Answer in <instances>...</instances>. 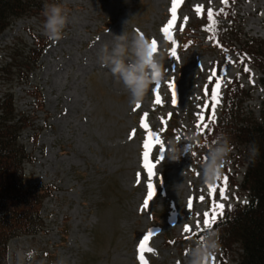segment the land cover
Segmentation results:
<instances>
[{"label":"rangeland","instance_id":"1","mask_svg":"<svg viewBox=\"0 0 264 264\" xmlns=\"http://www.w3.org/2000/svg\"><path fill=\"white\" fill-rule=\"evenodd\" d=\"M239 1L235 23L243 30V39L249 35L264 44V0ZM46 3L63 4L69 12V23L59 40L46 39L42 11L18 18L0 34V101L12 95L20 119L21 131L12 139L29 156L24 162V179L48 188L40 210L45 226L36 234H21L10 240L8 255L12 254V264L18 249L35 250L32 264H137L135 244L148 226L163 228L154 240L155 251L145 254L151 264H187L186 251L199 239H188L191 232L184 231L185 225L192 231L204 227L203 214L210 212L212 204L200 171L201 158L210 144L202 146L200 139L206 129L196 127L197 113L204 111L207 103L205 86L212 85L209 69L216 68L221 76L226 72L221 90L224 106L216 110L218 119L231 99L226 88L232 80L236 81L232 94L246 111L261 117L263 69L246 63L238 47L231 51L217 48L214 41H221L220 35L207 33V9L219 10L222 0H184L173 29L174 38L177 41L178 36L180 41L178 59L170 55L174 45L161 31L170 19L171 0ZM196 5L204 6L203 16L195 12ZM223 8L228 12L230 7ZM184 17H188L186 25ZM181 26L188 27L187 31L180 33ZM125 29L129 35L143 33L155 39L166 69L139 109L130 102L123 84L100 65L103 46L110 48L113 35L123 34ZM229 37L234 40L236 34L230 33ZM40 43L45 47L39 57L29 62L21 59L22 52L27 54ZM243 65L251 71L244 72ZM170 82L176 86L175 105ZM154 88L159 89L161 105L155 103ZM144 113L149 114L148 123L159 133L165 151L168 141L178 136L182 144L183 134L195 133L199 142L195 155L186 154L178 161H160V146L153 148L150 159L157 167L151 182L156 185V194L142 212L149 183L143 161L147 134L140 127ZM204 115L208 123L206 111ZM161 118L167 120L166 127ZM133 129L137 134L130 139ZM246 168L245 157L233 150L221 176L229 178V199L217 197L225 209L228 204H244L249 199V192L242 188ZM201 195L205 196L203 202L199 200ZM190 198L191 209L187 207ZM219 233L220 248L212 264H222L223 254V264H237L243 254L241 244H230L228 237Z\"/></svg>","mask_w":264,"mask_h":264},{"label":"trees","instance_id":"2","mask_svg":"<svg viewBox=\"0 0 264 264\" xmlns=\"http://www.w3.org/2000/svg\"><path fill=\"white\" fill-rule=\"evenodd\" d=\"M41 0H0V33L5 30L14 19L29 14L34 8L40 7ZM235 9L230 8L227 15L219 14L227 24L217 23L215 33H220L233 27L230 33L236 34L234 40L227 36L228 41L250 62L258 64L264 73V44L254 37L244 40L242 30L235 24L237 15ZM208 29L211 27L207 19ZM208 32H210L208 30ZM224 37L225 34H221ZM247 36V35H245ZM234 41V42H233ZM32 50L30 58L33 60L42 52ZM261 47L263 50H261ZM236 90L233 85L229 91L231 99L227 100L220 123L212 124L211 131H207L203 140L211 143L217 136L229 138L233 150L240 152L247 161V171L242 188L249 191L250 200L247 204L234 206L227 211L226 216L216 225L215 231L226 235L230 244L239 242L243 254L238 264H264V112L261 118L254 115L242 118L244 111L240 110V103L232 94ZM19 122L15 115L12 100L0 103V264H7L8 242L21 234H36L44 228L41 216V205L44 192L48 188L24 181V162L28 158L22 147H17L11 136L20 131ZM23 122V119H21ZM223 122L225 125L223 126ZM255 142L259 154L254 162L250 158L249 145ZM246 150V153L244 152Z\"/></svg>","mask_w":264,"mask_h":264},{"label":"clouds","instance_id":"3","mask_svg":"<svg viewBox=\"0 0 264 264\" xmlns=\"http://www.w3.org/2000/svg\"><path fill=\"white\" fill-rule=\"evenodd\" d=\"M41 14L44 17L42 23L44 35L50 40H59L69 23L67 9L63 4L46 3ZM100 65L106 68L118 83L123 84L133 105L144 101L150 87L158 83L166 71L163 54L155 51L152 38L143 33L129 35L126 29L123 34L113 35L110 48L107 44L103 46ZM182 138L184 141L182 144L179 136L168 141L164 159L178 161L186 154H190L191 157L195 155L194 149L199 142L198 135L183 134ZM232 151L233 146L226 136L220 135L212 140L200 161L201 177L206 185L215 184L221 178L224 164ZM249 153L254 162L259 154L255 142L249 145ZM219 248L218 232L205 229L203 236L186 251L187 264H212ZM35 255L34 249L28 251L18 249L15 252V264H32ZM7 264H12L11 253L7 257ZM58 264L63 262L60 261Z\"/></svg>","mask_w":264,"mask_h":264},{"label":"snow or ice","instance_id":"4","mask_svg":"<svg viewBox=\"0 0 264 264\" xmlns=\"http://www.w3.org/2000/svg\"><path fill=\"white\" fill-rule=\"evenodd\" d=\"M184 3V0H171V7L169 9L170 11V19L168 22L162 27L161 31L164 34L165 38L170 41L174 46L171 49L170 55L172 57H175L178 59L177 56V41L174 38L173 29L177 25V21L179 19L178 16V10L181 7V5ZM222 3L227 5L229 3V0H222ZM195 12L199 16H203L205 12V8L203 5H196L194 8ZM223 13L224 15H227V12H225V9L222 7L219 9L218 12L213 11L211 8L207 9V19L211 23V27L207 30L215 31L217 26V20L215 17L219 14ZM184 25L187 24L188 17L183 18ZM181 31H183V26L180 28ZM152 43L154 46L155 51L158 52V43L155 39H152ZM187 47V45H185ZM229 62L231 63V59L229 58ZM241 63H243V59H241ZM211 75L209 77V84L214 83V87L210 90L209 87L206 85L204 89V95L205 97L210 96V100L203 105L204 111H210V115L208 117V123H205V115L204 111H201L197 113L199 123H197L196 127L198 129H207L208 131H211L210 123L215 122L216 120V109L221 104L222 101V86L225 84V76H221L216 68L209 69ZM251 70L245 66L244 72H250ZM169 88L172 90V103L175 105L177 103V93H176V86L174 82L169 83ZM155 92V103L157 105L163 104V100L161 98V95L159 93L158 88H154ZM141 107L140 104L135 105V109H139ZM134 109V110H135ZM148 113H144L141 122L140 127L141 129L146 131V139L143 143V159H144V168L147 170L149 183L147 185L148 192H147V198L144 200L142 208L140 209L142 212L147 210L149 208V202L152 201L153 197L156 194V185L151 182V178L156 176L155 169L157 165L152 162V159H150V154L152 153L153 148H155L157 145H159V160L162 161L165 158V148H164V142L161 140L160 135L157 131H154L149 123H148ZM171 113H169V119L171 118ZM162 123L167 125V120H164L161 118ZM136 130L133 129L132 132L129 134V138L132 139L136 136ZM219 178L218 180H220ZM228 185H229V178L227 175L223 176L222 186L218 184H209L208 190H209V196L212 198V204H211V210L210 212H205L204 220H203V226L204 229H212L213 226L217 223L218 218H223L225 216V204L221 202H217V197L219 200H228ZM237 199H239L237 197ZM199 200L203 202L205 200V196L201 195L199 197ZM187 207L191 209L193 207V199H189ZM232 206L228 205V211L231 212ZM199 226V225H197ZM184 231L186 233L192 232V228L189 225H185ZM156 234L154 230L147 231L146 234L143 235L142 240L138 244V260L140 264H148V260L146 259L145 254L146 253H152L155 251L154 248L149 246V242L151 241L152 237ZM216 260V257H213V262Z\"/></svg>","mask_w":264,"mask_h":264},{"label":"bare ground","instance_id":"5","mask_svg":"<svg viewBox=\"0 0 264 264\" xmlns=\"http://www.w3.org/2000/svg\"><path fill=\"white\" fill-rule=\"evenodd\" d=\"M7 32H9V31H7Z\"/></svg>","mask_w":264,"mask_h":264}]
</instances>
